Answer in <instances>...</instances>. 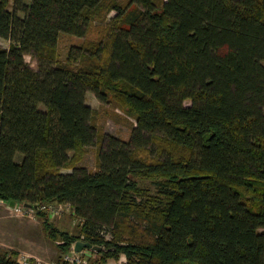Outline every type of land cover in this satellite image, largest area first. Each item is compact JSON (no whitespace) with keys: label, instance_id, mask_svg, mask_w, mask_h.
Wrapping results in <instances>:
<instances>
[{"label":"trees","instance_id":"16d2710c","mask_svg":"<svg viewBox=\"0 0 264 264\" xmlns=\"http://www.w3.org/2000/svg\"><path fill=\"white\" fill-rule=\"evenodd\" d=\"M111 13L59 62L60 34ZM0 38V202L69 205L81 236L37 214L62 254L264 264V0H0ZM88 92L135 118L129 141L99 136Z\"/></svg>","mask_w":264,"mask_h":264},{"label":"rangeland","instance_id":"374dc122","mask_svg":"<svg viewBox=\"0 0 264 264\" xmlns=\"http://www.w3.org/2000/svg\"><path fill=\"white\" fill-rule=\"evenodd\" d=\"M125 2V0H120ZM115 16L111 13L108 18H98L87 29L84 37H76L69 34H60L58 43L59 62H67L70 55L73 58H79V48L84 41H99L104 35V30L110 19ZM0 46L9 49L10 42L0 38ZM28 63L34 64V60L30 56H26ZM78 62L74 67L77 68ZM86 104L94 110L93 126L99 136L113 135L121 140L129 141L132 137L133 130L137 125L134 117L128 115L113 104L102 103L97 96L88 92ZM95 146L86 148L80 168L90 173L98 171V152L99 141ZM72 170L66 169L63 174H71ZM69 206V205H68ZM63 208L57 214L48 212L50 222L56 228L68 232L74 236H81L80 220L75 216L72 208ZM54 214V215H53ZM106 238L110 240L112 237L106 230ZM53 241L49 238L45 229L44 220L38 215L16 216L12 213L8 205L1 203L0 205V251H15L21 256L32 258L33 261L39 260L41 264H60L63 255L58 247L62 243L61 238ZM80 241V240H79ZM83 241V240H82ZM101 254H98L96 260L99 264H127V258L120 256L119 260L109 259L107 262L100 260Z\"/></svg>","mask_w":264,"mask_h":264},{"label":"built area","instance_id":"2783aa9c","mask_svg":"<svg viewBox=\"0 0 264 264\" xmlns=\"http://www.w3.org/2000/svg\"><path fill=\"white\" fill-rule=\"evenodd\" d=\"M8 205L9 210L15 215L18 216H36L39 212H51L57 214L58 211H62L63 208L67 207L68 205L59 204V205H46V204H39L35 207L33 206H26L24 204H16L14 207L10 205V203L3 202ZM69 207V206H68ZM53 214V215H54ZM76 243H74L71 247V250L63 255L60 264H99L96 260L97 255L99 252L95 250H84L82 252L76 251ZM18 261L20 264H41L39 260L37 262L33 261L32 258H28L26 256L19 255Z\"/></svg>","mask_w":264,"mask_h":264},{"label":"water","instance_id":"95a60500","mask_svg":"<svg viewBox=\"0 0 264 264\" xmlns=\"http://www.w3.org/2000/svg\"><path fill=\"white\" fill-rule=\"evenodd\" d=\"M10 205L12 207H14L16 205V202H11ZM75 249L77 252H82V251L87 250V249L95 250L97 252L101 251V248L94 246L90 242H86V241H82V240L76 242V248Z\"/></svg>","mask_w":264,"mask_h":264},{"label":"crops","instance_id":"0c3cea01","mask_svg":"<svg viewBox=\"0 0 264 264\" xmlns=\"http://www.w3.org/2000/svg\"><path fill=\"white\" fill-rule=\"evenodd\" d=\"M2 202H0V205H1Z\"/></svg>","mask_w":264,"mask_h":264}]
</instances>
